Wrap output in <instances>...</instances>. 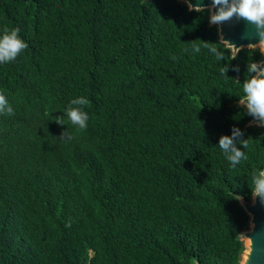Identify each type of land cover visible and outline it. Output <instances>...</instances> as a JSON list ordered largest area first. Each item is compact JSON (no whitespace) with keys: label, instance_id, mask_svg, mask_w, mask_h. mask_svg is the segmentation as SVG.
<instances>
[{"label":"trees","instance_id":"16d2710c","mask_svg":"<svg viewBox=\"0 0 264 264\" xmlns=\"http://www.w3.org/2000/svg\"><path fill=\"white\" fill-rule=\"evenodd\" d=\"M5 29L27 48L0 64V264H239L264 127L237 102L262 53L177 0H0Z\"/></svg>","mask_w":264,"mask_h":264},{"label":"water","instance_id":"95a60500","mask_svg":"<svg viewBox=\"0 0 264 264\" xmlns=\"http://www.w3.org/2000/svg\"><path fill=\"white\" fill-rule=\"evenodd\" d=\"M185 3L190 10L209 9L210 26H216L218 41L231 50L235 56L242 49L263 48V59L253 64L255 78H264V22L256 23L233 14L224 21L213 22V17L222 11H227L237 3V0H227L226 4H215L213 0H177ZM237 104L247 108L246 98L240 99ZM247 126L264 127V120L253 118ZM264 173V170L261 172ZM239 205L249 216V228L240 232L239 237L244 242V252L239 264H264V198L253 194L251 201L239 198ZM197 264V263H195Z\"/></svg>","mask_w":264,"mask_h":264},{"label":"clouds","instance_id":"9594fccd","mask_svg":"<svg viewBox=\"0 0 264 264\" xmlns=\"http://www.w3.org/2000/svg\"><path fill=\"white\" fill-rule=\"evenodd\" d=\"M215 4H226L227 0H213ZM189 8V7H188ZM209 10V9H208ZM237 14L242 18L249 21L261 23L264 22V0H237V3L230 7L227 11H222L219 15L213 17V22L224 21ZM19 29H13L9 32L8 29L4 30V34L0 36V64H5L13 61L21 51L27 48V44L18 36ZM255 69H253L254 71ZM245 98L247 100V109L249 114L264 120V78H252L243 85ZM5 97L0 94V113L11 114L12 109L7 107ZM73 103L87 105L89 101L85 98H80ZM68 120L72 125L77 126L79 130H84L87 127L88 115L80 109L73 108L67 110ZM56 123H64L62 119L56 117ZM232 139L224 136L219 140V148L228 153L231 149V154L227 156V160L231 165L235 166L240 163L241 159H246L244 153L232 147ZM247 147L245 143L243 145ZM254 194L264 198V173H261L255 178ZM70 223L66 227H70Z\"/></svg>","mask_w":264,"mask_h":264},{"label":"rangeland","instance_id":"374dc122","mask_svg":"<svg viewBox=\"0 0 264 264\" xmlns=\"http://www.w3.org/2000/svg\"><path fill=\"white\" fill-rule=\"evenodd\" d=\"M257 49H258L260 52L263 51V48H262L261 46L257 47ZM248 228H249V226H248ZM242 259H244V257H242Z\"/></svg>","mask_w":264,"mask_h":264}]
</instances>
